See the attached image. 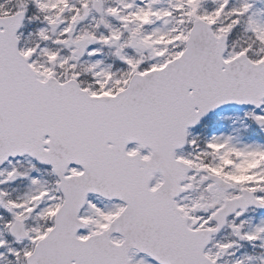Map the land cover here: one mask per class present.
Wrapping results in <instances>:
<instances>
[{"label":"snow or ice","instance_id":"obj_1","mask_svg":"<svg viewBox=\"0 0 264 264\" xmlns=\"http://www.w3.org/2000/svg\"><path fill=\"white\" fill-rule=\"evenodd\" d=\"M0 264H264V0H0Z\"/></svg>","mask_w":264,"mask_h":264}]
</instances>
